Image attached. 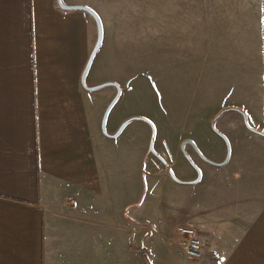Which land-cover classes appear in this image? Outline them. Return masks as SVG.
Returning a JSON list of instances; mask_svg holds the SVG:
<instances>
[{"label": "crops", "instance_id": "0c3cea01", "mask_svg": "<svg viewBox=\"0 0 264 264\" xmlns=\"http://www.w3.org/2000/svg\"><path fill=\"white\" fill-rule=\"evenodd\" d=\"M165 2L167 95L178 83L180 103L208 113L212 126L234 113L232 127H221L241 138L229 139L225 182L206 168L201 182L166 193L164 205L195 206L200 264H264V0ZM96 37L92 16L58 0H0V264H125L124 221L134 205L108 177V137L98 125L117 89L98 97L81 81ZM110 81L87 84L126 91ZM185 141L212 162L227 159L220 145L181 135L176 154L157 152L166 170L182 157L192 166ZM192 149L191 160L202 159ZM190 170L178 179L195 181ZM214 205H230V217L210 218L220 212Z\"/></svg>", "mask_w": 264, "mask_h": 264}, {"label": "rangeland", "instance_id": "374dc122", "mask_svg": "<svg viewBox=\"0 0 264 264\" xmlns=\"http://www.w3.org/2000/svg\"><path fill=\"white\" fill-rule=\"evenodd\" d=\"M72 1L82 2L80 5L94 10L103 26V44L91 66L87 82L91 85L99 80L102 83L117 80L126 89L107 118L106 132L111 133L116 126L120 127L127 117H142V120L130 123L118 138H105L108 141L103 146L107 171L110 173L108 177L114 173L118 192L123 190L125 205H134L126 209L123 261L125 264H200L201 260H187L182 237L175 231L178 226H191L198 231L195 215L191 216L195 206L164 205L165 194L177 193L178 188L183 186L173 181L170 170L163 167L164 160L161 162L157 159L154 162V156L146 155L153 149L152 155L156 156L157 152L163 151L166 155L173 156L177 153L180 136L189 135L197 141L204 140L201 145H220L221 148H217V151L223 158H227L229 154L231 159L229 139H240L241 135L234 127L232 130H224L221 126L226 123L225 127H232L235 115L226 113L212 126V123L206 121L210 116L208 113L197 111L199 108L189 109L180 103L178 83L175 82L173 93L167 95L166 90L169 93L170 90L164 78L165 0ZM96 35L97 43V24ZM93 93L101 97L113 94L114 88L108 87ZM98 100L100 104L101 98ZM107 107L108 105L104 107L98 122L101 132L102 118ZM146 119L151 125L145 122ZM218 131L224 135L222 139ZM187 151L193 153L192 147L188 145ZM201 160L195 156L194 162L202 173L201 181L206 168L211 176L216 175L217 181L227 180L229 162L218 167ZM186 165L190 166L182 157L180 166L173 169L176 176L180 178L185 174H195H191L190 169L193 167ZM111 169L115 172H111ZM214 206L219 207L220 212L211 211L210 218L230 217V205ZM131 249L134 250V255L131 254Z\"/></svg>", "mask_w": 264, "mask_h": 264}, {"label": "water", "instance_id": "95a60500", "mask_svg": "<svg viewBox=\"0 0 264 264\" xmlns=\"http://www.w3.org/2000/svg\"><path fill=\"white\" fill-rule=\"evenodd\" d=\"M58 4H59V7L64 10V11H67V12H84V13H87L88 15L92 16L97 24V28H98V39H97V43H96V46L93 50V52L91 53V56H90V59L88 61V64L86 66V69L83 73V76H82V86L84 89H86L87 91H90V92H96V91H99V90H102V89H105V88H108V87H115L118 91L116 97L114 98V100L112 101V103L110 105H108V109L106 110L105 112V115H104V118L103 119V122H102V132L103 134L108 137V138H111V139H116L118 138L122 133H123V130H125V128L130 124L132 123L133 121H137V120H142V118H131L127 121H125L119 130H117V133L114 134V135H110L108 134L106 131V125H107V118L109 117L112 109L115 107V104H117L119 102V100L121 99V96H122V88L119 87L117 84L115 83H106V84H103V85H99V86H95V87H91L87 84V78H88V74L90 72V69H91V66L96 58V55L98 54V52L100 51V48L103 44V37H104V33H103V26H102V22H101V19L99 17V15L94 11L92 10L91 8L89 7H86V6H71V5H67L64 3V0H58ZM155 135V133L153 134V136ZM219 135L221 137H223V135H221L219 133ZM191 146L194 148V150L197 152V154H199V156L206 162V163H209L211 165H214V166H218V167H222L224 165H226L229 161V155L227 157V159L222 162V163H216V162H212L210 160H208L206 157H204L201 152L199 151L197 145L193 142V141H185L183 144H182V151L186 157V159L190 162V164L192 165V167L194 169H196V171L198 172V177L195 181H190V182H187V181H181L180 179H178V177L175 175V173L170 170L169 171V174L170 176L172 177L173 181L179 183V184H182V185H194V184H197L199 183L201 180V177H202V173L200 171V169L196 166V164L191 160L190 156L188 155L187 151H186V147L187 146ZM151 152H153V149H151Z\"/></svg>", "mask_w": 264, "mask_h": 264}, {"label": "built area", "instance_id": "2783aa9c", "mask_svg": "<svg viewBox=\"0 0 264 264\" xmlns=\"http://www.w3.org/2000/svg\"><path fill=\"white\" fill-rule=\"evenodd\" d=\"M177 233L182 237L184 255L190 262H198L203 257V245L198 231L191 226H178Z\"/></svg>", "mask_w": 264, "mask_h": 264}, {"label": "flooded vegetation", "instance_id": "af4514ba", "mask_svg": "<svg viewBox=\"0 0 264 264\" xmlns=\"http://www.w3.org/2000/svg\"><path fill=\"white\" fill-rule=\"evenodd\" d=\"M117 91H118V90H117ZM117 91H116V92H117ZM117 93H118V92H117ZM154 156H155V155H154ZM156 158L159 159L161 162L163 161V159H162L160 156H157V155H156ZM195 171H196V169H195ZM196 173H197V177H198V172L196 171Z\"/></svg>", "mask_w": 264, "mask_h": 264}]
</instances>
